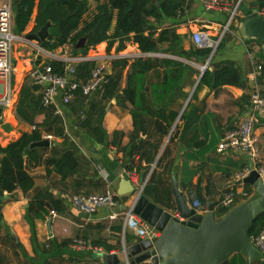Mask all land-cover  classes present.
Listing matches in <instances>:
<instances>
[{"label":"crops","instance_id":"1","mask_svg":"<svg viewBox=\"0 0 264 264\" xmlns=\"http://www.w3.org/2000/svg\"><path fill=\"white\" fill-rule=\"evenodd\" d=\"M185 1L183 11L176 17L163 16L153 23L155 38L168 30L181 37V44L170 48L168 42L158 43L155 51L147 53L138 49L132 33L114 36L117 10L110 7L108 0H87V10L71 32V39L93 22L103 19L109 20L105 31L108 38L89 45L84 52L77 50L73 42L49 51L42 46L43 41L26 38L41 28L33 31L38 1L35 2L25 30L15 34L18 38L14 45L15 72L11 80L13 105L0 113V170L5 157L2 150L22 135L37 131L41 140L50 141V146L40 148L36 162L22 154V170L32 179L28 190L17 188L9 193L3 189L0 195L7 196L0 202V264H104L100 255L105 253L118 254L123 262L121 250L124 246L143 238L138 216L128 218L127 212H115L121 196L130 193L132 188H142L150 201L172 212H177L174 187L185 196L190 208L194 201L204 205V213L203 199L217 204L225 191L232 190L236 194L235 204L239 205L254 194L250 184L240 182L247 175L236 178L237 173L248 167L247 154L220 153L218 145L225 132L234 129L240 118L250 112L251 92L258 89L264 93L262 45L235 36L244 11L258 9L260 3L258 0H245L244 5H237L238 0ZM234 11L233 20L223 35L230 39L205 63L191 61L180 53L181 48L188 51L194 45L191 33L196 28L209 29L217 39ZM48 32H51V23ZM79 57L92 58L88 61L93 64L105 60V75L120 72L118 93L105 96V79L97 91L86 98L75 93L68 104H64L62 94L57 93L53 104L49 105L51 111L46 113L40 107L41 87L30 79L29 71L35 66L50 65V60H58L65 63L68 77L84 83L89 74H76L81 62L73 61ZM139 59L151 60L147 77L152 82L162 80L166 74L160 60L179 61L185 65L175 93L164 103L154 106L150 94L140 98L143 106H135L124 98L122 90L128 78L133 71L141 70ZM212 61L232 62L240 76L239 83L225 84L217 89L198 84L192 91L201 67ZM123 62L126 63L124 68ZM259 66L260 75L255 77ZM69 69L73 70L72 74ZM23 90L24 110L32 123L16 113ZM160 111L168 121L173 118L170 127L165 121L158 126ZM133 113L138 120L136 126ZM254 136L264 159V115H255ZM66 150L74 152L75 171L62 177L56 170L54 158H59ZM143 151L148 159L139 157ZM11 170L17 171L15 167ZM147 185L149 190L145 193ZM107 191L113 193L115 204L100 206L88 218H85L88 213L80 211L73 202L75 196ZM133 198L131 196L125 206L130 207ZM218 211L215 207L217 218L225 214L218 216ZM48 222H51V231ZM74 240H82L85 246H74ZM240 257L243 264H260Z\"/></svg>","mask_w":264,"mask_h":264},{"label":"trees","instance_id":"2","mask_svg":"<svg viewBox=\"0 0 264 264\" xmlns=\"http://www.w3.org/2000/svg\"><path fill=\"white\" fill-rule=\"evenodd\" d=\"M37 4V15L35 18L36 25L33 31H36L42 27L45 23H51V32L48 38L42 42V46L51 51L59 46L67 43H76V39L83 36L85 33L91 31L98 23V30L95 35L88 41L87 46L101 41L104 38H108L106 35V29L108 28L109 20L103 19L100 21L93 22L88 26L83 32H79L75 39H71V32L78 26L82 15L87 10V0H20L19 4L14 7V29L17 34H21L27 24L30 21L33 9L35 7V2ZM110 7L117 10V25L115 29L114 36H128L133 34L132 40L138 45V49L141 52H153L156 50L157 44L168 42L170 48L179 46L181 44V37H179L174 32H169L164 30L160 32L157 38L155 35L154 22H159L163 16L176 17L183 11L185 6V0H108ZM259 1V8L264 6V0ZM230 36L225 35L219 42L218 47L222 46ZM217 47V48H218ZM180 53L185 55L188 59L194 62L201 61L205 63L207 58L211 53V49L205 47H197L192 45L188 51L181 48ZM138 64L140 65V72H134L131 77L128 78L126 87L122 90V94L125 99L130 101L135 106H143L140 98L144 97L145 94H150L153 99L151 103L159 105L167 101V98L171 97L182 78L183 70L185 65L179 61H172L162 59L159 61L161 66L166 68V74L162 80L158 82H152L147 77V71L149 70L151 60H141L139 59ZM52 71L58 75H65V63L58 60L49 61ZM93 63L89 61H83L79 63L76 67V74L81 76L90 75V70L93 67ZM114 65V62H113ZM126 65L125 62L122 63V68ZM89 77V76H88ZM105 85L103 86V91L105 96L111 97L118 93L121 73L117 72L113 75H105ZM240 81V76L237 70L234 68L232 62H214L212 61L204 69L202 76L200 78L199 86H207L211 89H217L225 84H238ZM77 95L83 96L80 90L75 92ZM159 98V99H157ZM26 97L24 95V90L20 93L19 103L16 108V113L22 117L24 120L33 122L32 119L26 115L24 110V103ZM46 113L51 111L52 106H42ZM49 113V112H48ZM175 116V115H173ZM134 125H137L136 115L133 113ZM57 119H55L56 121ZM157 120L159 121L158 126L165 121L168 127L171 126L173 118L169 121L164 116L162 111L159 112ZM58 135L59 130H56ZM162 133H167L163 132ZM41 140L40 134L35 131L30 135H22L16 142L10 143L2 151L5 153V157L2 160V168L0 170V195L3 193V189L9 193L13 190L19 188L23 191L28 190L32 186V179L22 170V151L32 142ZM154 149L155 146H154ZM40 148H33L26 152V158L29 160L37 161L38 152ZM166 148L163 155L166 153ZM162 155V156H163ZM140 158H147L146 151H143L139 155ZM162 160V157L160 158ZM159 160V165H160ZM54 163L56 170L62 175V177H67L71 175L75 169L76 159L74 157V152L72 150L64 151L59 158H54ZM11 167L17 169L16 172H12ZM148 185L145 187V193L148 191ZM1 219V215H0ZM264 224V214L259 216L254 226L249 233V235L257 232L260 227ZM230 264H243V260L240 255H234Z\"/></svg>","mask_w":264,"mask_h":264},{"label":"water","instance_id":"3","mask_svg":"<svg viewBox=\"0 0 264 264\" xmlns=\"http://www.w3.org/2000/svg\"><path fill=\"white\" fill-rule=\"evenodd\" d=\"M20 0H13L16 7ZM244 18L235 30L239 40L251 39L259 42L264 49V16L256 9H247ZM50 23H45L38 32L28 34V40L42 42L49 36ZM98 30V24L89 32L79 37L75 48L81 50ZM213 52L210 53L209 59ZM208 62V61H207ZM207 63L204 65L206 68ZM201 73L193 87L199 84ZM1 113V108H0ZM48 139L30 143L22 152L23 156L32 148H47ZM249 173L240 182L250 184L254 194L239 205H236L217 218L215 215L216 202L203 199L206 205L205 213H197L187 204L183 194L174 187L178 216L172 210L162 208L150 201L143 193L142 188L131 189L130 193L121 196V202L115 212L131 211L140 220L153 227L159 235L152 238H142L136 242H128L121 250L123 262L118 254H101L104 264H230L233 255L239 254L247 258L249 263L254 260L264 264L262 254L252 245L250 235L256 219L264 214V181L253 170L249 155H246ZM133 196L130 207L126 201ZM7 196H0V202ZM89 214H85L88 218ZM51 231V222H48Z\"/></svg>","mask_w":264,"mask_h":264},{"label":"built area","instance_id":"4","mask_svg":"<svg viewBox=\"0 0 264 264\" xmlns=\"http://www.w3.org/2000/svg\"><path fill=\"white\" fill-rule=\"evenodd\" d=\"M242 0H238L237 5ZM238 7V6H237ZM257 13L264 16V6L256 9ZM234 13L230 16L227 24L217 39L212 37L209 29L196 28L191 33V40L197 47H205L211 49V52L217 49L218 44L226 33L229 24L233 20ZM13 17H14V5L13 0H0V108H10L13 105V90L11 87V80L15 72V66L13 64L14 58V45L18 36L13 32ZM92 60V58L79 57L73 59L75 62H83ZM208 63V62H207ZM205 66L201 67L204 68ZM205 69V68H204ZM71 74L72 69L68 70ZM261 67H257L254 72V76L260 75ZM106 74V61L102 60L94 63L90 70V75L86 82L79 83L76 80L71 79L65 73V75H58L52 71L49 64L33 67L28 75L30 79L41 87L42 105L47 107L53 104L57 93L62 94V100L64 104H68L74 97L77 90H80L84 96H89L101 86L105 80ZM250 112L244 114L238 125L231 130L225 132L219 145L218 151L220 153H226L230 151L241 152L250 156L253 170L264 181V159L261 155L260 149L257 145V139L254 136V123L255 115H264V93L258 89H255L250 94L249 99ZM249 173V168L246 167L243 171L236 174V178H243ZM246 195V194H245ZM236 194L232 190L224 192L217 202V210H227L228 208L235 207ZM73 202L82 212L88 214L94 213L100 206L107 205L112 206L115 204V197L112 192L107 191L103 194H92L87 196H75ZM192 208L197 213H204L205 207L199 201L192 203ZM174 216H178L177 212H172ZM127 217L131 218L134 214L129 210L127 211ZM179 217V216H178ZM137 223L142 226L141 235L143 238L156 237L158 232L151 226L142 222L140 219ZM250 241L252 245L262 254L264 258V224L260 229L250 235ZM74 246L84 247L85 243L82 240H74Z\"/></svg>","mask_w":264,"mask_h":264},{"label":"rangeland","instance_id":"5","mask_svg":"<svg viewBox=\"0 0 264 264\" xmlns=\"http://www.w3.org/2000/svg\"><path fill=\"white\" fill-rule=\"evenodd\" d=\"M243 5L245 4V0H242V2H241ZM242 5V6H243ZM243 9V8H242ZM243 11V10H242ZM12 29H13V32L15 33V34H17L16 33V31H15V29H14V23H13V27H12ZM23 33V32H22ZM87 49V47H85V48H83V49H81V50H79L80 52H84L85 50ZM231 208H228L227 210H219L218 211V213H217V215L218 216H220L221 214H223V213H227L229 210H230Z\"/></svg>","mask_w":264,"mask_h":264},{"label":"bare ground","instance_id":"6","mask_svg":"<svg viewBox=\"0 0 264 264\" xmlns=\"http://www.w3.org/2000/svg\"><path fill=\"white\" fill-rule=\"evenodd\" d=\"M18 71V70H17Z\"/></svg>","mask_w":264,"mask_h":264}]
</instances>
